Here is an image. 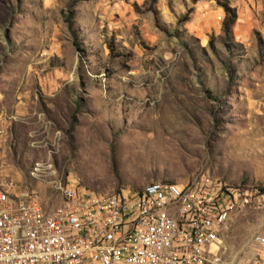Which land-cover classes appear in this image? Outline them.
<instances>
[{"label":"rangeland","instance_id":"1","mask_svg":"<svg viewBox=\"0 0 264 264\" xmlns=\"http://www.w3.org/2000/svg\"><path fill=\"white\" fill-rule=\"evenodd\" d=\"M228 1L0 0V174L47 205L37 161L99 193L199 171L264 191V0ZM263 217L233 215L227 257Z\"/></svg>","mask_w":264,"mask_h":264},{"label":"built area","instance_id":"2","mask_svg":"<svg viewBox=\"0 0 264 264\" xmlns=\"http://www.w3.org/2000/svg\"><path fill=\"white\" fill-rule=\"evenodd\" d=\"M55 173L48 161L31 170L55 175L52 205L0 174V264H264V217L248 253L227 257L224 243L236 212L264 205L258 186L199 171L99 193L73 171Z\"/></svg>","mask_w":264,"mask_h":264},{"label":"trees","instance_id":"3","mask_svg":"<svg viewBox=\"0 0 264 264\" xmlns=\"http://www.w3.org/2000/svg\"><path fill=\"white\" fill-rule=\"evenodd\" d=\"M216 2L218 4H220L226 12H232L233 11V8L230 6L228 0H216ZM75 45L77 46L78 43L75 42ZM77 47L79 48V45ZM79 49L82 50V48H79ZM208 93H210V92L208 91ZM210 97H214V96L212 94H210Z\"/></svg>","mask_w":264,"mask_h":264}]
</instances>
